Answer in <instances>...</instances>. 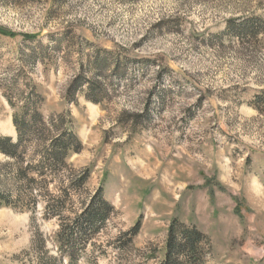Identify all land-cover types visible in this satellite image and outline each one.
Wrapping results in <instances>:
<instances>
[{
    "label": "rangeland",
    "instance_id": "obj_1",
    "mask_svg": "<svg viewBox=\"0 0 264 264\" xmlns=\"http://www.w3.org/2000/svg\"><path fill=\"white\" fill-rule=\"evenodd\" d=\"M251 17L256 39L211 38ZM0 28L16 34L0 35V136L16 137L4 89L37 86L44 114L69 110L83 146L69 161L91 173L77 214L100 188L113 207L79 264H158L174 220L208 238L204 264H264V0H0ZM104 48L129 61L124 77L86 68L109 80L108 101L68 102L70 81ZM154 90L162 99L145 118ZM134 114L141 129L122 123ZM7 163L0 154L1 180ZM59 226L42 205L0 208V264H36L39 234L59 259Z\"/></svg>",
    "mask_w": 264,
    "mask_h": 264
},
{
    "label": "trees",
    "instance_id": "obj_2",
    "mask_svg": "<svg viewBox=\"0 0 264 264\" xmlns=\"http://www.w3.org/2000/svg\"><path fill=\"white\" fill-rule=\"evenodd\" d=\"M259 22L257 17L230 20L222 32L213 34L211 38L234 37L238 41L256 39L261 33L262 24ZM0 35L16 37V34L2 28ZM23 38L35 41L37 36L24 35ZM86 68L90 73L97 71L101 74L111 69L114 75L124 77L129 69V61L114 56L112 50L104 48L86 65H81L79 73L68 84L64 96L68 102H76L82 96L90 103L103 106L110 97L109 80L96 75L89 77ZM24 87V90H19L17 82L13 81L7 92L4 89V98L13 110L12 124L16 137L0 136V154L8 160V171L3 176L6 179H0V208L35 215L39 205H42L46 218L60 222L55 234V249L60 258L51 256L47 240L40 234L33 240L28 254H34L36 264H79V252L86 251L101 232L113 207L104 196V188H100L89 201L81 203L83 209L77 214L75 203L87 190L91 173L89 168L77 170L69 163L71 157L83 151L75 131L74 118L69 110L46 116L43 112V95L38 87ZM152 95L157 101L152 100ZM260 97L257 96V99ZM161 99L162 94L158 90L150 92L145 118H150L151 114L147 110L158 105ZM141 118L139 114L128 115L127 118L124 116L122 123L125 127L141 129ZM7 181L11 185L4 187ZM71 213H74V218L65 216ZM138 228L139 225L119 237L122 252L133 244ZM207 241L208 238L197 228L187 227L174 220L168 231L162 258L150 260L155 259L158 264H204Z\"/></svg>",
    "mask_w": 264,
    "mask_h": 264
}]
</instances>
